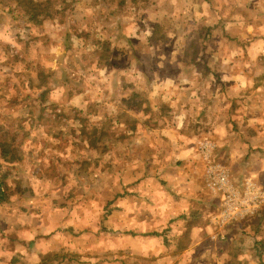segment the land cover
<instances>
[{
	"label": "rangeland",
	"instance_id": "rangeland-1",
	"mask_svg": "<svg viewBox=\"0 0 264 264\" xmlns=\"http://www.w3.org/2000/svg\"><path fill=\"white\" fill-rule=\"evenodd\" d=\"M249 4L250 12L257 11L259 16L264 14V2L258 0L255 3L250 0ZM71 6L72 10L79 13V20L67 22V27L71 24L72 33L64 39L60 31L56 46H53L52 42L48 46L47 35L36 36L39 46L33 49V46L8 43L12 42V39L17 41V35L0 34V64L6 63L4 66L0 65V94L6 92L4 94L8 96L7 100L0 99V106L6 107V110L0 108V116L12 113L8 121H0L5 124L4 128L0 129V146L9 149L12 161L17 159V163L15 160L14 163L0 166V178L4 188L8 186L5 194L10 191V197H14L17 195V188L24 182L29 183V188H44L50 193L48 198L40 200L37 205L39 210H44L40 212L36 207L35 214L24 218L23 221L28 225H36L38 219L44 224V229H47L48 218L56 220L55 226L60 221L71 224L67 229H70L73 239L68 241L69 247L64 246L67 251L57 254L56 264L64 261L60 257L62 255L67 259L66 264H257L250 260L252 253L246 249L247 243L244 241L245 235L251 230L249 224L263 222L260 224L263 226L260 230L264 235V213L249 217L246 219L248 222L239 219L232 223L233 219L228 222L224 219L217 230L220 234L214 239L209 240L200 233L201 242L196 243L194 248L191 247L190 241L181 242L180 245L176 243L170 247L165 258L157 259L146 257L151 249L146 243L139 241L148 236L147 231L142 235H135L134 231L140 228L129 227V221L125 217L131 216L133 221L130 224L134 222L141 226L140 222L150 221L155 216L156 221L161 224L164 220L161 204L172 202L180 196L167 194L163 189V181L155 188L142 181L143 176L159 177L164 160L162 146L166 145L164 148H167L169 145L167 140L159 141L162 138L157 130H153L151 136L145 134L149 131L145 126L151 125L155 129L160 124L158 120L164 122L170 117L166 110L170 103H164L159 112L153 111L140 95L145 91L143 74L179 75L184 69L183 65L189 67V73L192 71L191 62L196 59L206 62L205 60L209 59L207 46H225L224 43L227 45L231 40L226 41L227 43L217 40L214 42L210 26L207 22H200L198 25V21L191 17V6H187L191 11H184L186 15L183 17L186 18L182 27L180 19H176L177 25L173 23L172 18L168 19L169 22L162 19V27L166 33H158L152 39L162 42L163 46H147L144 39L137 41L133 46H121L123 42H119L118 46H111L108 42L117 37L120 40V36L99 35L98 22L87 16L81 18L84 14L81 8L77 9L73 4ZM97 12L100 13L101 10L98 8ZM62 22L63 19H58V25ZM258 22L260 23L259 20ZM95 42L99 44L96 45ZM7 43L11 46H7ZM255 44L254 38L247 43L248 46ZM242 52L246 51H233L238 58ZM260 59H264V54L259 55L257 61ZM20 60L21 64L18 62ZM10 63H13L12 69L7 66H10ZM21 67L29 73L21 74ZM210 71V68L201 65L198 73L202 77L200 82L195 81L191 86H185L184 82L154 84V90L172 93L191 90L200 98H208L212 92L223 93L229 90L230 85L227 88L223 83L209 84L206 79L212 75ZM117 76L126 78V81L121 84L116 82L114 87L113 81L110 80ZM117 91L130 93L123 100L116 97ZM231 91H236L235 87ZM84 94H88V100L83 99ZM208 100L197 103L199 108L206 109L207 114ZM240 104L238 101L231 108L240 107ZM28 107L35 108L33 117L27 114ZM203 119L207 122L208 115ZM31 143L33 148L35 147L33 152L43 161L38 164L40 171L28 170L35 176H27L24 168L30 165L23 163V160L18 162L22 156L30 153L24 151L32 145ZM228 151L230 153L231 149ZM232 151L238 152L239 157L247 156L245 150L241 151L237 146ZM253 155L248 164L253 165V174L259 172L260 176L263 175L260 183L264 185V172L260 170L262 159L258 153ZM50 156L56 157V163L49 161ZM167 159L168 157L165 164ZM246 165L247 162H244L243 166ZM17 167L22 169L19 171L20 175L17 174ZM230 169L234 176H240L239 165L235 163ZM220 172L222 171L216 175ZM132 177L136 178L132 184L137 185L130 188V183L126 182ZM236 178L234 183L239 186L240 179ZM226 185L228 188V183ZM215 187L225 188H219L218 185ZM227 188L224 192H217L213 199L205 196L208 201L202 205L203 209L224 212L228 206L230 208L243 201L245 204H254V195L250 194V190L242 191V186L241 189L234 186L228 188L229 190ZM179 190L176 187L175 192ZM130 192L134 195H129ZM119 195H128L125 200L126 207L130 203L133 205L131 209L138 206L143 213L139 211L141 213L134 216L133 210L129 213V210H123L122 220L128 226L119 233H112L104 225L108 219L103 217L110 215V206ZM122 198L124 200L125 197ZM156 203L158 205L155 213H149L150 206ZM242 208H245V205L239 207V210ZM43 212L46 213L44 220L39 215ZM196 215L195 222L202 224V213ZM215 219L219 222L218 217ZM54 227L52 226V229ZM85 238H89L87 243H84ZM182 247L190 249L189 253H186L184 258H177V252ZM78 251H82V254L76 253Z\"/></svg>",
	"mask_w": 264,
	"mask_h": 264
},
{
	"label": "crops",
	"instance_id": "crops-1",
	"mask_svg": "<svg viewBox=\"0 0 264 264\" xmlns=\"http://www.w3.org/2000/svg\"><path fill=\"white\" fill-rule=\"evenodd\" d=\"M253 1L258 2V0ZM259 1L264 2V0ZM249 2L250 0H0V34L17 35V41L12 39L10 40L12 42L8 43L15 42L16 46H33V49L35 46H39L37 38H35L39 34L48 36V46L51 42L53 46H56L60 31L64 39L72 33L71 24L67 27V22H71L73 19L79 20V13L77 10H72V4L76 8H81L84 13L81 18L87 16V18L98 22L99 35L104 37L106 35L120 36V40L117 37L108 42L111 46H118L119 42H123L121 46H133L134 43L142 39L145 40L147 46H163L162 42L152 39L158 33L162 35L166 33L162 27V19L169 22L168 19L172 18L175 25L178 23L176 19H180V27H182L186 18V16L183 17L186 15L184 11H191L187 6H191L193 10L191 17L196 22L198 21V25L200 22H205V24L207 22V25L210 26L214 42L217 40V42L224 43L231 40L227 45L224 43L225 46H207L209 59L205 60L206 62L201 59L191 62L192 71L189 73H187L189 67L183 65L184 69L179 75L143 74L145 91L140 95L147 101L149 109L153 111L159 112L164 103H170L169 106H166L170 117L164 122L158 120L160 124L155 129L151 125L145 126L149 130H145L147 132L145 134L151 136V132L157 130L162 138L159 141L167 140L169 145L167 148H164L166 145L162 146L164 160L159 177L143 176L142 181L152 188L163 181L165 183L163 189L167 191V194L180 195L172 202L161 204L164 216L161 224L156 221L154 216L150 221L143 220L140 222L141 226H138L134 222L130 224L133 221L131 216H125L129 221V227L141 229L134 231L135 235H142L144 231H147L148 236L139 241L146 243L151 249L149 250L150 254L146 256L150 259L165 258L170 247L176 243L180 245L181 242L190 241V244L193 245L191 247L194 248L196 243L201 242L200 233L209 240L214 239L216 235L220 234L217 230L224 219L227 222L233 219L232 223L239 219L248 222L246 219L249 217L264 213V185L260 183L263 175L260 176L259 172L256 175L253 174L254 172L251 171L253 165L248 164L254 156L253 154L258 153L259 158L262 159L260 170L264 172V167L262 168L264 164V59L257 61L259 55L264 54V14L259 16L257 11L250 12ZM60 5H62L61 8ZM97 7L101 10L100 13L97 12ZM117 7L119 8L117 9ZM63 9L65 10L62 11ZM58 19H63L62 27L58 25ZM253 38L256 40L255 46H248L247 43L249 44ZM8 43L7 46H11ZM98 44L96 43V45ZM239 44L241 45L239 46ZM210 48L212 50H209ZM239 49H244L246 52H242L241 57L238 58L233 51L237 52ZM18 62L21 64V60ZM5 64L0 65L4 66ZM12 64L7 66L12 69ZM201 65L211 70L212 75L210 74L206 79L209 84L223 83L227 88L230 85L229 90L223 93L212 92L208 98H202L203 96L200 98L191 90L181 93L154 90V84L184 82L185 86H191L195 81L200 82L202 77L198 73ZM20 72L21 74L29 73L22 67ZM68 79L71 81L69 75ZM133 79H137V77H133ZM111 81L115 87L116 82L121 84L122 81H126V78L117 76L111 78ZM234 87L236 91H231ZM117 92L118 96L116 97L123 100L130 93ZM4 93L6 92L0 94L1 100L8 99ZM83 96V99H89L88 94ZM206 99H209L207 101L208 114L206 109L197 106L198 102L206 101ZM187 101L190 102L187 103ZM238 101L241 103L240 107L231 108ZM0 108L6 110V107L0 106ZM35 111L34 107L27 108L29 116L33 117ZM11 115L12 113L8 112L6 116H0V121H8V117ZM207 115L209 119L206 122L203 118ZM4 126L5 124L0 122V129ZM236 146L241 151L245 150L247 156L239 157L238 152L232 151ZM34 148L33 144L25 148L24 153L29 151L30 153L18 160V162L23 160V163L30 165L24 168L27 171V176H33L32 170L40 171L38 164L43 162L36 152H33ZM223 148L227 149L223 150ZM228 149H231L232 152L229 153ZM12 160L9 149L3 145L0 146V166L9 162L14 163L15 160L17 163V159ZM49 161L56 163V157L53 156ZM244 162H247L246 167L243 166ZM235 163L239 165L240 176L238 174L234 176L230 169L231 165ZM249 166L251 167L249 168ZM16 170L20 175L21 167H17ZM219 171L222 172L216 175ZM222 174L226 175L228 188L234 186L241 189L242 186V191L250 190V194L254 195L252 198L254 204L251 205L247 202L245 208L238 212H234L231 206L230 208L228 206L224 212H222L223 210L214 212L210 208L203 209L202 205L208 201L205 196L213 199L217 192L221 190L224 192L227 188V185L223 189H218L213 185L214 181L218 179L217 177ZM236 177L240 179L239 186L234 183V180H237ZM135 180L136 178L132 177L126 183H130V188H133L137 185L132 184ZM28 184L24 182L17 188V195L10 197V191L9 194H5L8 186L4 188L0 178V264H40L41 256L46 254L50 257L49 264H54L53 259L56 253L67 251L64 246L69 247L67 243L73 239L70 229H67L71 224L67 222L60 221L55 226L56 220L48 218L47 230L44 229L42 221L38 219L36 225L33 223L28 225L26 221H23L24 218L34 215L40 200L48 198V194H50L44 188L33 186L29 188ZM176 187L180 189L178 192H175ZM228 188L227 190H229ZM45 195L47 197H44ZM129 195L134 194L130 192ZM123 196L119 195L117 199L113 200L109 210L110 215L107 216L108 220H105L106 224L104 225L112 233H119L128 226L122 220L123 210H129L128 213L133 210L134 216L136 213H143L138 206L131 209L133 205L130 203L126 207L125 200L128 195ZM156 205L158 204L150 206L149 213H155ZM42 210L44 209L39 211ZM199 212L203 216L202 224L195 222L196 214ZM220 212H222L220 216H217ZM44 214L46 213L39 214L43 220ZM215 217L219 218V222ZM261 223L263 222L259 221L255 225L249 224L251 230L249 234L245 235L244 241L247 243L246 249L252 253L249 256L250 260L257 264H264V235L260 230L263 228ZM51 225L55 227L52 229ZM87 239L89 238L84 239V243L88 242ZM222 239L225 240L224 237ZM73 243L75 244L74 241ZM256 246L259 249H256ZM70 247L72 246L70 245ZM185 247L177 252V258H184L186 253H189L190 249ZM79 252L82 254V251L76 253Z\"/></svg>",
	"mask_w": 264,
	"mask_h": 264
},
{
	"label": "built area",
	"instance_id": "built-area-1",
	"mask_svg": "<svg viewBox=\"0 0 264 264\" xmlns=\"http://www.w3.org/2000/svg\"><path fill=\"white\" fill-rule=\"evenodd\" d=\"M213 185H218L219 188H223L226 187V175L222 174L218 177V179L216 180V182L213 183ZM236 204V203H235ZM240 205V206H238ZM245 205V201L236 204V205H232L231 209H233L234 212H238L239 211V207L244 206ZM244 209V208H242Z\"/></svg>",
	"mask_w": 264,
	"mask_h": 264
},
{
	"label": "trees",
	"instance_id": "trees-1",
	"mask_svg": "<svg viewBox=\"0 0 264 264\" xmlns=\"http://www.w3.org/2000/svg\"><path fill=\"white\" fill-rule=\"evenodd\" d=\"M103 218H107V216H104ZM256 249H259V248L256 246ZM57 254H59V253H56V255H55L54 259H53V261H55L56 263H57V261H56V259H57ZM60 257H62V258L64 259V261H62V262H58V263H59V264H60V263H62V264H66L67 259L65 258V256L62 255V256H60ZM49 260H50V257H49L48 254L43 255V256H41V263H40V264H49ZM56 263H55V264H56Z\"/></svg>",
	"mask_w": 264,
	"mask_h": 264
},
{
	"label": "water",
	"instance_id": "water-1",
	"mask_svg": "<svg viewBox=\"0 0 264 264\" xmlns=\"http://www.w3.org/2000/svg\"><path fill=\"white\" fill-rule=\"evenodd\" d=\"M1 190V189H0Z\"/></svg>",
	"mask_w": 264,
	"mask_h": 264
}]
</instances>
